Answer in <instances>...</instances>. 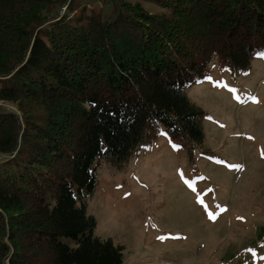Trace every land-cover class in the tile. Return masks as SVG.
Segmentation results:
<instances>
[{
	"label": "trees",
	"instance_id": "trees-1",
	"mask_svg": "<svg viewBox=\"0 0 264 264\" xmlns=\"http://www.w3.org/2000/svg\"><path fill=\"white\" fill-rule=\"evenodd\" d=\"M67 1L0 0V102L18 111L0 105V264H122L87 212L96 162L121 168L162 129L201 145L185 88L264 52V0Z\"/></svg>",
	"mask_w": 264,
	"mask_h": 264
},
{
	"label": "rangeland",
	"instance_id": "rangeland-1",
	"mask_svg": "<svg viewBox=\"0 0 264 264\" xmlns=\"http://www.w3.org/2000/svg\"><path fill=\"white\" fill-rule=\"evenodd\" d=\"M74 2L77 13L111 8V0ZM209 65L204 80L185 88L203 112L201 145L162 129L121 168L96 162L87 212L95 236L123 247L122 264H264V59L239 74Z\"/></svg>",
	"mask_w": 264,
	"mask_h": 264
},
{
	"label": "snow or ice",
	"instance_id": "snow-or-ice-1",
	"mask_svg": "<svg viewBox=\"0 0 264 264\" xmlns=\"http://www.w3.org/2000/svg\"><path fill=\"white\" fill-rule=\"evenodd\" d=\"M255 55L257 56V58L264 59V52H257ZM251 99L253 100V102H257L255 97H252ZM249 139H252V138L249 137ZM262 155H264V153H262ZM210 218L215 219L214 216H210ZM161 239H163V238L161 237Z\"/></svg>",
	"mask_w": 264,
	"mask_h": 264
}]
</instances>
